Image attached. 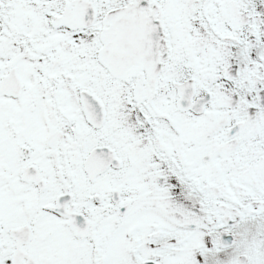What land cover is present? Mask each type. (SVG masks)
<instances>
[{"label": "snow or ice", "instance_id": "snow-or-ice-1", "mask_svg": "<svg viewBox=\"0 0 264 264\" xmlns=\"http://www.w3.org/2000/svg\"><path fill=\"white\" fill-rule=\"evenodd\" d=\"M0 264H264V0H0Z\"/></svg>", "mask_w": 264, "mask_h": 264}]
</instances>
